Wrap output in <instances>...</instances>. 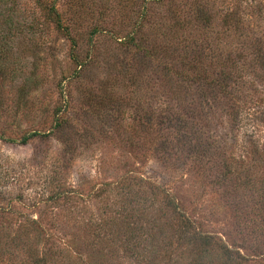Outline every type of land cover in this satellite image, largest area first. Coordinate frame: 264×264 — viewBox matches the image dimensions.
<instances>
[{"label": "rangeland", "instance_id": "1", "mask_svg": "<svg viewBox=\"0 0 264 264\" xmlns=\"http://www.w3.org/2000/svg\"><path fill=\"white\" fill-rule=\"evenodd\" d=\"M0 264H264V0H0Z\"/></svg>", "mask_w": 264, "mask_h": 264}, {"label": "trees", "instance_id": "2", "mask_svg": "<svg viewBox=\"0 0 264 264\" xmlns=\"http://www.w3.org/2000/svg\"><path fill=\"white\" fill-rule=\"evenodd\" d=\"M29 141V139L27 138V139H25L23 142L24 143H27ZM209 238H206V239H204V246H209L210 245V240H208ZM224 255V254H223ZM224 256H226V257H228V255H224Z\"/></svg>", "mask_w": 264, "mask_h": 264}]
</instances>
